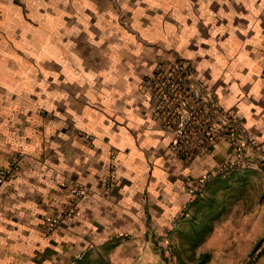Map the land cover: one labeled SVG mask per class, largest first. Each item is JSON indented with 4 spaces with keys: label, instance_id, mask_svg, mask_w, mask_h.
<instances>
[{
    "label": "crops",
    "instance_id": "obj_1",
    "mask_svg": "<svg viewBox=\"0 0 264 264\" xmlns=\"http://www.w3.org/2000/svg\"><path fill=\"white\" fill-rule=\"evenodd\" d=\"M160 58L188 62L264 148V0H0V108L30 109L16 115L18 176L0 186V264H166L173 235L208 206L219 222L195 248L211 253L204 264H237L251 249L261 168L222 177L234 150L223 142L189 162L171 154L139 90ZM13 70L25 77L16 101ZM69 180L91 196L50 229Z\"/></svg>",
    "mask_w": 264,
    "mask_h": 264
},
{
    "label": "built area",
    "instance_id": "obj_2",
    "mask_svg": "<svg viewBox=\"0 0 264 264\" xmlns=\"http://www.w3.org/2000/svg\"><path fill=\"white\" fill-rule=\"evenodd\" d=\"M139 90L149 104L151 117L171 134L169 150L174 157L189 162L210 155L218 143L233 147L232 156L220 171L226 173L248 169L259 163L264 148L241 119L219 103L217 93L204 84L186 61L158 59L152 70L141 77ZM91 141V137H88ZM16 160L0 170V184L15 175ZM212 176L209 171L201 175L189 193L194 198ZM116 177L110 169L105 190L115 186ZM65 201L55 217L47 219L48 227L55 229L63 221L75 218L80 206L91 196V189L77 180L64 185Z\"/></svg>",
    "mask_w": 264,
    "mask_h": 264
},
{
    "label": "rangeland",
    "instance_id": "obj_3",
    "mask_svg": "<svg viewBox=\"0 0 264 264\" xmlns=\"http://www.w3.org/2000/svg\"><path fill=\"white\" fill-rule=\"evenodd\" d=\"M13 72L14 74H11V85L13 89L11 94L12 101H16L19 100L21 96L19 86L17 87V85L25 83V77L15 75V70H13ZM2 79L3 78L0 77V83L4 82ZM0 100H2V98H0ZM4 110L10 111L12 116H8L7 119L2 118ZM28 111H30V109H21L18 102L17 104H12L10 107L0 108V170L8 168L12 164V161L16 160L15 175L12 178L8 177L4 180V182L18 176L23 153L17 148V144L20 143L24 137V130L22 128L25 127V124L21 119L18 121V116L16 117V115L20 113L25 114ZM257 159L260 160V158ZM262 163H264V160ZM256 168H261V175L264 178V167L260 166L259 163H256L253 167L248 168V170ZM3 183H1L0 186ZM251 190L253 193L251 196L252 204L250 208L252 210H257L258 216H261V218L255 220L249 219L245 222L252 226L257 224L259 233L252 236L251 249L240 253L241 256L238 258L239 262L237 264H259V261H264V188L253 187ZM239 192L240 191H237L236 195ZM237 200L238 199H236V201ZM235 206L236 212H238V209L240 208L238 201L235 203ZM211 208V206H208V209L201 213L199 218L196 220L194 219L195 221H193V223L189 226L180 228L173 235L172 243L170 245L171 249L169 251L170 259L168 262L166 261V264H204L210 258L211 253H199L195 250V248L206 238L212 226L216 222H219L218 219L214 218L215 214H212ZM261 209L263 210L261 211ZM232 223L236 230L241 226H245L243 224L244 221L238 219L232 220ZM201 232L203 234H200ZM237 238L238 237L235 235H231L228 237V240L231 241ZM245 239L247 240L248 236H246Z\"/></svg>",
    "mask_w": 264,
    "mask_h": 264
}]
</instances>
